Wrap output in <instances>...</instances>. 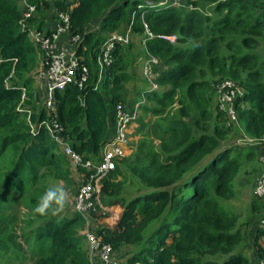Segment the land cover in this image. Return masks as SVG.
I'll use <instances>...</instances> for the list:
<instances>
[{"label": "trees", "instance_id": "1", "mask_svg": "<svg viewBox=\"0 0 264 264\" xmlns=\"http://www.w3.org/2000/svg\"><path fill=\"white\" fill-rule=\"evenodd\" d=\"M20 6L19 0H0V157L13 153L12 167L0 174V190L22 178L34 187L46 177L39 173L58 181L71 172L79 188L95 172L113 135L115 106L131 108L143 99L144 115L138 118L142 127L135 133L142 138L133 154L97 183L106 213L85 218L72 208L26 218L29 230L22 232L17 250L5 243L18 239L14 220L0 217V264L3 259L4 264H90L82 247L87 241L78 233L84 226L111 245L119 264H248L237 247L242 238L236 218L220 201L233 195V180L252 154L223 144L229 128L239 124L255 140L264 136V0H183L178 5L172 0H56L55 9L67 19L59 17L67 36H79L75 53L88 73L80 84L79 68L75 82L55 92L50 116L45 107L34 113L28 74L36 56L45 58L40 43L28 36L42 32V24L23 20ZM94 22L95 30L90 29ZM123 25L120 35L129 30V41L132 34L139 39L138 53L132 44L116 42L113 61L98 81L103 44ZM152 58L157 64L149 82L142 67ZM135 63L144 80L140 84L137 73L129 71ZM227 81L236 87L233 120L219 104L218 86ZM35 96L40 102L46 93ZM48 120L62 128L60 142L49 136ZM64 143L91 168L73 165ZM1 199L0 212L5 209ZM39 200H32L33 208ZM262 239L264 227H258L253 241L258 257ZM125 246L131 248L128 255Z\"/></svg>", "mask_w": 264, "mask_h": 264}, {"label": "built area", "instance_id": "2", "mask_svg": "<svg viewBox=\"0 0 264 264\" xmlns=\"http://www.w3.org/2000/svg\"><path fill=\"white\" fill-rule=\"evenodd\" d=\"M25 1V0H23ZM166 1V0H162ZM176 0H172V5H178ZM23 20L31 18L34 11L32 4L24 3ZM60 13V12H59ZM61 21L66 23V16L60 13ZM67 26H61L60 23L53 30L50 36H46L44 32L30 31L28 36L31 40L40 43L41 49L45 53L43 59L42 68L38 74L39 79L45 84V93L43 105L48 113V116L55 111L54 94L56 91H62L67 85L75 82V74L80 68L82 71V77L79 83L86 81L87 69L85 66H80L79 58L76 56L75 47L79 41V36H68L64 45H59V36L62 32H67ZM128 44L129 42V30L125 34H111L109 39L103 44L101 53L97 58V65L99 70V80H101L102 73L112 63V51L115 43ZM157 64V61L152 58L143 64L142 74L149 82L152 78V69ZM157 86L152 83V89L156 90ZM235 86L232 82H222L218 86L219 100L221 102L222 109L230 110L231 119H234L232 114V102L235 98ZM24 98V96H23ZM144 103L142 99L140 102L134 104L131 108H126L122 104L115 106V128L113 135L107 140L101 150L100 162L96 166L95 172L89 175V179L86 184L79 186L78 192L75 198L74 209L80 216H87L91 212L106 213L108 207L103 205L104 210L97 208V200H100L97 192V183L101 181L102 177L113 171L117 165V162L125 157L130 145L129 133L131 126L136 122L139 116V110ZM47 132L52 139L60 142L59 135L62 132V128L53 120H48L45 124ZM255 141V142H254ZM250 140L249 143L254 144L259 150L258 161L264 166V136L258 140ZM64 154L69 157L72 164L77 166H83L87 170L91 168V162H83L81 158L74 154L68 144L64 143ZM95 182V186L93 185ZM253 196L264 203V172L257 174ZM99 207V206H98ZM86 218V217H85ZM86 224L87 221H86ZM259 227H264V214L259 221ZM84 237L87 241L88 250L87 256L90 264H119L118 257L115 256L111 245L101 243L95 234L87 228L84 232ZM139 264V263H136ZM249 264H264V248L261 255L249 262Z\"/></svg>", "mask_w": 264, "mask_h": 264}, {"label": "rangeland", "instance_id": "3", "mask_svg": "<svg viewBox=\"0 0 264 264\" xmlns=\"http://www.w3.org/2000/svg\"><path fill=\"white\" fill-rule=\"evenodd\" d=\"M55 1L56 0H40L37 5L31 3L35 8L32 13L31 20H35V21L41 20L43 21V24H47L48 26V27L41 26L42 32L44 31V28H48V29L54 28L56 30V27L60 23V18H59L60 13L54 7ZM156 1L158 2L159 0H156ZM176 1L181 4L183 2V0H176ZM23 3H28V2L27 0H25L23 1ZM20 5H21L20 7L22 8L21 10L23 12L25 6L22 4V2H20ZM96 23L98 22H94L92 26L90 27V29H93ZM97 26L98 25H96V27ZM123 30H125L124 25L118 30L117 34H121ZM61 35L64 36L62 38L63 41L66 40L65 37L66 38L68 37L67 35L64 34V32H62L59 36V42H60ZM128 44H132L134 46V54L135 53L137 54L138 52H136V48H140V44H139V39L136 37L135 34H132V37L130 38V41L128 42ZM39 59L43 61L42 57H39ZM39 59L37 58V56L35 57L36 63L32 66V69L28 72L31 78H33V76L36 77L35 80H33L32 85H31V92L33 95V97H31V102L34 107V113L36 114L44 108L43 98L39 102V100H37L35 96V94L39 95L38 91L42 84L40 80H38L37 78L39 74L38 69L41 66H43L40 64L38 65ZM41 61L40 63L42 64ZM133 66L134 67L132 69L129 68L130 73L132 72L137 73V79L139 78L138 84L144 82V80L142 79L143 76H141V71L137 70L139 67L138 64L135 63V65ZM132 84L133 82H129V84L127 85V88L129 91H131ZM135 88L138 89L137 87ZM219 104H221V102H219ZM215 105H216V98L214 101V105H212L213 111H215L217 107V106L215 107ZM220 108L222 109L221 105H220ZM143 115H144L143 112L141 114V110H139L138 118ZM136 127H138V129L139 128L141 129L142 127L139 124L138 119H137V122H135L131 126L130 137H129L130 145L123 159L127 160L133 154V149L137 141L140 138H142L141 134L135 133L137 132ZM229 129H230L229 135L227 139L224 141L225 143L223 144L224 147L225 146L237 147L239 149L247 148V149H243L242 154L245 155L246 153L250 152L252 154V157L249 161L242 162V165L239 171L237 172L233 180V183H232L233 195L227 200H221L220 205L222 209L225 210L224 211L225 213L230 214L232 217L236 218L235 228L240 231L241 238H242L240 245H238L237 247L239 250H241L244 253L246 258H248V264H249L251 260L258 257L257 255L256 256L254 255L257 252V249L253 245V241L255 238L256 228L259 227V221L262 215L264 214V203L257 200L253 196V189H254V183H255L256 176L260 172H264V166L261 165L258 161V157H259L258 148L254 146V144L249 143L250 140L254 141L255 139L252 138L251 136H248L244 132L240 124L234 127H230ZM12 160H13V153L10 151L6 152L3 156L0 157V174H3L4 172H6L12 167ZM122 160L118 163L120 166L123 163ZM38 175L39 176L45 175L46 177L40 178L38 180L37 185H35L34 187L31 186V184L28 183L25 178H22V180H20L13 188L9 190H0V196L2 197L1 204H2V207L5 208L4 210L1 209L0 217H6L10 220H14V224L13 225L11 224V225L16 228L14 233L15 235L18 236L16 243L12 241H5L6 239L4 241L6 244L9 243L8 245L11 246V248L16 249V250L19 249V245L22 246L24 242L23 237H22V232L24 231L25 233L26 231L29 230L28 228L25 227V223H24L25 219L31 218L34 215H36L33 213L34 205L31 202L32 200H38L42 192H44V189L46 190V188L48 187L49 188L55 187L57 185L63 186L68 193V201L63 211L69 212L70 210H72V208H74V205H75V198L78 192V188L76 184L74 183L73 178L75 177V174L73 172H71V174L67 178H63L62 180H58V181H55L51 175H48L45 173H39ZM107 175L108 173L105 174L101 180L106 178ZM0 178L2 180L4 178L3 175L0 176ZM102 202L103 201L101 199L97 200V208L99 210H104ZM88 228L91 231L90 229L91 227L88 226ZM82 230H85V226L78 230L79 235L82 234L84 237V233ZM3 238H5V235H3ZM20 242L22 243L20 244ZM17 243H19V245H17ZM259 243L262 247H264V239L260 240ZM82 247H84L85 252L88 250L85 240L82 243ZM24 249H25V246H24ZM128 250H130L131 252L130 247L129 248H127L126 246L123 247V252L125 253V255H128ZM2 251L4 253L8 252L5 246ZM126 257H123L122 260H124ZM30 259L32 258L30 257ZM2 261L4 264L5 259H3ZM30 262L32 263L31 260ZM30 262L26 261L25 264H31Z\"/></svg>", "mask_w": 264, "mask_h": 264}, {"label": "clouds", "instance_id": "4", "mask_svg": "<svg viewBox=\"0 0 264 264\" xmlns=\"http://www.w3.org/2000/svg\"><path fill=\"white\" fill-rule=\"evenodd\" d=\"M67 201L68 193L63 186L50 187L40 197L33 213L39 216L58 215L65 208Z\"/></svg>", "mask_w": 264, "mask_h": 264}, {"label": "crops", "instance_id": "5", "mask_svg": "<svg viewBox=\"0 0 264 264\" xmlns=\"http://www.w3.org/2000/svg\"><path fill=\"white\" fill-rule=\"evenodd\" d=\"M20 2H22V4L24 5V3H23V0H20ZM20 9H22L21 7H20ZM37 23H42L43 24V21H41V20H38V21H36ZM57 25V24H56ZM96 25H98L97 23L95 24V27L93 28L94 30L96 29ZM42 26H44V27H48L47 26V24H43ZM52 30H55L54 28H52V29H48V28H44V31L43 32H45V31H52ZM65 35H67L66 33H64ZM64 36H62L61 35V37H60V42H59V45H64V43H66V40L65 41H63V38ZM65 39H66V37H65ZM39 59V58H38ZM40 61H41V59H39L38 60V65L40 64V65H42L41 63H40ZM41 68H42V66L38 69V73L40 72V70H41ZM35 76H33V78H32V80H35ZM37 78H38V80H40L39 79V76H37ZM40 82L42 83L41 84V86H40V89H39V91H38V94L39 95H41L42 93H43V95L45 94V84H44V82L43 81H41L40 80ZM42 98H44V97H41V99ZM86 250H87V248H86Z\"/></svg>", "mask_w": 264, "mask_h": 264}]
</instances>
